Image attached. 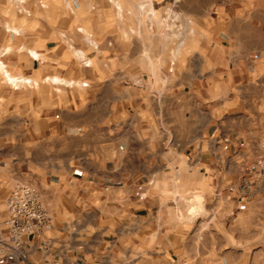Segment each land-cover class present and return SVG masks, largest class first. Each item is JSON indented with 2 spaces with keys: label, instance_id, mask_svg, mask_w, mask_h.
<instances>
[{
  "label": "crops",
  "instance_id": "obj_1",
  "mask_svg": "<svg viewBox=\"0 0 264 264\" xmlns=\"http://www.w3.org/2000/svg\"><path fill=\"white\" fill-rule=\"evenodd\" d=\"M205 15L175 74L138 67L116 23L78 28L81 58L37 19L15 48L0 29V222L22 183L52 219L9 264H264V0Z\"/></svg>",
  "mask_w": 264,
  "mask_h": 264
},
{
  "label": "rangeland",
  "instance_id": "obj_2",
  "mask_svg": "<svg viewBox=\"0 0 264 264\" xmlns=\"http://www.w3.org/2000/svg\"><path fill=\"white\" fill-rule=\"evenodd\" d=\"M12 1L16 3L15 0ZM73 1L24 0L28 6L26 9L31 11L30 17L25 12L19 15L17 11H1L0 29L6 31L9 46L15 48L17 38L24 35L19 29L20 21L37 19L39 30H45L48 25L49 32L62 38L67 49L81 58L92 49L81 48L83 36L77 29L86 27L88 34H92V39L96 40L91 31L94 25L112 22L121 26L119 35L128 49L134 55L144 56L149 61L147 65L140 62L138 67L146 69L149 66L157 74L158 68L163 66L167 73L175 74L179 58L183 56V64L193 60V46L188 48L187 41L203 40L207 36L204 29L206 5L212 0H79L80 8L72 9ZM41 5L45 7L42 8ZM0 6L5 8L7 3L0 0ZM63 25L64 30L61 28ZM15 28L20 32L12 40L11 33ZM131 29L132 33L129 32ZM44 34L46 33L43 31L41 37ZM41 37L39 41H42ZM52 82L58 83V79L55 78ZM60 83L61 81L58 84ZM184 229L192 232L193 224H186Z\"/></svg>",
  "mask_w": 264,
  "mask_h": 264
},
{
  "label": "built area",
  "instance_id": "obj_3",
  "mask_svg": "<svg viewBox=\"0 0 264 264\" xmlns=\"http://www.w3.org/2000/svg\"><path fill=\"white\" fill-rule=\"evenodd\" d=\"M24 5V0H15ZM79 0L72 2V9H77ZM29 14L28 11H26ZM18 33L12 31L14 40ZM65 38V36H64ZM82 83V87H87ZM260 177L264 175V158L259 156L254 163ZM6 218L0 222V260L11 263L17 259H26V239L42 237L52 228V219L47 212L38 188L29 183L18 184L6 199ZM226 261H224V264Z\"/></svg>",
  "mask_w": 264,
  "mask_h": 264
},
{
  "label": "bare ground",
  "instance_id": "obj_4",
  "mask_svg": "<svg viewBox=\"0 0 264 264\" xmlns=\"http://www.w3.org/2000/svg\"><path fill=\"white\" fill-rule=\"evenodd\" d=\"M143 2H144V1H143ZM142 7H143V6H142ZM142 7H141V8H142ZM79 8H80V5H79V7H78L77 9H79ZM143 8H145V6H144ZM143 8H142V9H143ZM142 9H141V10H142ZM120 13H122V9H120ZM10 79H12V78H10Z\"/></svg>",
  "mask_w": 264,
  "mask_h": 264
}]
</instances>
